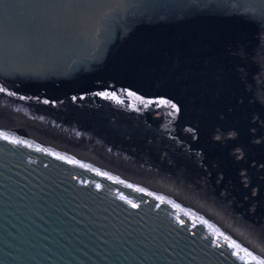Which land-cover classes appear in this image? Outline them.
<instances>
[{
    "label": "water",
    "instance_id": "obj_1",
    "mask_svg": "<svg viewBox=\"0 0 264 264\" xmlns=\"http://www.w3.org/2000/svg\"><path fill=\"white\" fill-rule=\"evenodd\" d=\"M245 42L264 45V0H0V83L114 114L187 168L218 161L247 190L258 183L264 203L262 174L235 171L214 148L215 128L237 117L216 74L231 73ZM209 209L148 174L0 128V264L264 261Z\"/></svg>",
    "mask_w": 264,
    "mask_h": 264
},
{
    "label": "bare ground",
    "instance_id": "obj_2",
    "mask_svg": "<svg viewBox=\"0 0 264 264\" xmlns=\"http://www.w3.org/2000/svg\"><path fill=\"white\" fill-rule=\"evenodd\" d=\"M255 44L245 42L237 47L244 52L242 58L247 61L246 64L233 65L232 62L231 73L216 74L217 81L224 79L226 85L229 86L224 89V94L229 95L228 109L244 113L242 115L244 118L242 128L244 129L241 132L239 126L233 127L232 125L227 126L225 131L215 128L213 136L215 140H222L219 143L215 142L214 148L220 149L221 147V152L227 150L224 153L227 156L225 164L229 163L228 167H236L235 171L249 175L261 173V167H264V96L262 94L264 64L262 65L261 42L256 44L260 49V55L256 54ZM234 55L239 57L236 51L231 56ZM226 71V69L220 70L221 73ZM238 83L244 85L245 97L237 92L235 85ZM1 84L0 89H3L0 91L1 129L17 136L26 133L27 137L38 143H47L71 152L81 154L91 152L92 156L104 157L106 161L135 173L148 174L150 179L180 195L186 196L189 192L191 198L199 202L206 201L215 207L217 210L209 209L210 213L247 239L264 257V203L261 202L262 198L260 201L254 199L258 195L255 193L258 188L256 183H253L252 188L247 190L235 177L226 180L223 171H219L218 174L214 172L211 175L199 166L191 164L190 168L193 170L187 168L190 161L183 159V153L168 154L164 148L159 150L155 143L154 148L158 150L154 152L155 150L150 148V142L147 139L143 138V140L140 137L141 140L137 139L138 136L130 135L127 130L119 132L117 129H111L110 125L115 127L114 122L117 126L122 124L121 122L125 123V121L117 120L114 114L108 116L106 121H102L104 116L90 108L89 110L100 113L102 116L100 123L95 120L93 122L91 117L83 115L79 102H73L77 107H69L72 110L65 109L60 103L68 98L58 93L37 91L31 88L20 91L14 86ZM198 100L192 98L191 101L197 102ZM222 117L218 110L215 119L219 126H222L220 123ZM132 125L133 123L130 126ZM235 142L241 143L247 153L239 149L240 147L235 145ZM180 157H182L181 161ZM212 166H217L215 161ZM210 176L215 177L213 182L209 179ZM217 185L220 187L215 190L214 187ZM238 188L249 192V199L245 195H238L234 198L236 203L242 199L246 204V208H242L243 212L237 210L229 202L232 193L237 195Z\"/></svg>",
    "mask_w": 264,
    "mask_h": 264
},
{
    "label": "rangeland",
    "instance_id": "obj_3",
    "mask_svg": "<svg viewBox=\"0 0 264 264\" xmlns=\"http://www.w3.org/2000/svg\"><path fill=\"white\" fill-rule=\"evenodd\" d=\"M256 45V44H255ZM255 50H256V54L258 55V53H259V50L260 49H258L257 48V45L255 46ZM237 53H238V55H239V57H236L235 59H233V60H231V61H229V63L228 64H231L232 62L234 63L233 65H243V64H246V62L247 61H245V59L243 60V58H242V54H244V52L240 49V48H237L236 50H235ZM234 51V52H235ZM262 51H264V45L262 46ZM259 55H260V53H259ZM264 64V55L262 54V65ZM232 65V64H231ZM1 84V83H0ZM226 86H228V85H226ZM229 87V86H228ZM235 87H236V89H237V92H239V93H241L242 94V96L243 97H245V93H243V87H244V85H241V84H239L238 83V85H235ZM253 89H254V87H253ZM29 91H34V90H31V89H28ZM47 94V93H46ZM262 94H263V96H264V82H263V87H262ZM48 96V95H47ZM189 102V101H188ZM223 106L225 107V102H223ZM214 104L213 105H211V108L212 109H214ZM81 108V107H80ZM83 109V111H82V113H83V115L85 114V115H87V116H90L91 118H92V120H94L95 118H96V120H100L101 118H102V116L100 115V113H99V115H98V113H96L95 111H93V110H89L90 109V106H89V108H82ZM94 112V113H92V112ZM210 111L211 110H209L208 112H206V113H204V116H208L209 114H210ZM229 114V112L227 111V115ZM244 113H237L236 115H237V117H233V118H230V119H228V121L230 120V121H233L230 125H232L233 127H238L239 126V128H240V130H241V132H242V129H244V127L242 128V122L244 121V118L242 117V115H243ZM112 115V114H111ZM95 117V118H94ZM115 117H116V115H115ZM104 119H107V117H104ZM117 120H119V121H124V120H122L121 118H118L117 117ZM221 120V121H220ZM219 121H220V123L222 124V126H223V124L225 123V122H227V118L226 117H222L221 119H220ZM128 125L127 126H124V122H121L122 124H119L118 126L116 125V122H114L115 123V127H112L111 125H110V127H111V129H113V130H118L119 132H122V131H124V130H127V129H130V128H132V126H130L131 125V123L130 122H127V121H125ZM216 126H218L217 124H216ZM259 126H260V128H262V126L259 124ZM219 127H221V126H219ZM264 127V126H263ZM230 129H232V128H230ZM220 131V130H219ZM261 131H262V129H261ZM260 131V132H261ZM79 132V131H78ZM205 136H206V134H205ZM243 137V136H242ZM137 139H140L139 138V136L138 137H136ZM141 140V139H140ZM144 140V139H143ZM221 142H222V140H221ZM154 143H151L150 142V148L154 151V152H156L158 149H156V148H154ZM223 145V144H222ZM235 145H237V146H239L240 148L239 149H243V151L244 152H246V150H245V148L242 146V144L241 143H239V142H235ZM94 146V145H93ZM157 147V146H156ZM219 151L221 150V147H220V149H218ZM188 153H194V158H190V160H191V163H193V162H197V161H205V159H198V158H196V153L195 152H186V156H188ZM247 153V152H246ZM175 156H177V155H175ZM262 157H261V161H262ZM182 160V157H180V161ZM206 162V161H205ZM216 162V167H213L212 166V163H214V161H209V162H206V166H207V168H203V169H206L208 172H209V174H211L212 175V173H214V172H216L215 174H218V172L220 171V172H222L223 171V173H224V178L226 179V180H231L232 178H230V179H227V172H225L224 171V169L223 168H221V165L219 164V162H217V161H215ZM263 162H261V164H262ZM229 163H226V165H228ZM239 165H242V164H240L239 163ZM200 168H201V166H199ZM230 167V166H229ZM231 168V167H230ZM261 174H262V176H264V167H261ZM215 177H212V176H210L209 177V179L211 180V182H213V179H214ZM256 186H258L259 187V184L258 183H256ZM220 187V185H217V186H215L214 187V189L215 190H217V188H219ZM226 187H224V189H225ZM248 193L249 192H247L245 189H243V188H238V193H237V195H234V193H232V197L230 198L229 197V202L231 203V205H233L234 207H236L237 208V210H239L240 212H243L242 211V208H246V204L243 202V200L242 199H240V201H238L237 203L235 202V197H237L238 195H242V196H244L245 195V197L246 198H248L249 199V195H248ZM261 198L262 197H260L259 196V194L257 195V196H255L254 197V199L256 200V201H260L261 200ZM225 199H227V197H225ZM262 200H263V198H262ZM248 203H249V201H248Z\"/></svg>",
    "mask_w": 264,
    "mask_h": 264
},
{
    "label": "snow or ice",
    "instance_id": "obj_4",
    "mask_svg": "<svg viewBox=\"0 0 264 264\" xmlns=\"http://www.w3.org/2000/svg\"><path fill=\"white\" fill-rule=\"evenodd\" d=\"M0 91H3V89H0ZM165 103H168L167 101ZM258 264H264V261H259Z\"/></svg>",
    "mask_w": 264,
    "mask_h": 264
}]
</instances>
